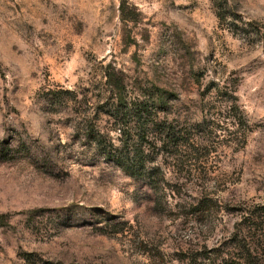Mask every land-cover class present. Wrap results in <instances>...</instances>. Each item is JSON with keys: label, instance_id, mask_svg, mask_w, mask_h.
<instances>
[{"label": "rangeland", "instance_id": "1", "mask_svg": "<svg viewBox=\"0 0 264 264\" xmlns=\"http://www.w3.org/2000/svg\"><path fill=\"white\" fill-rule=\"evenodd\" d=\"M117 89L161 99L135 142ZM263 219L264 0H0V264H223Z\"/></svg>", "mask_w": 264, "mask_h": 264}, {"label": "trees", "instance_id": "2", "mask_svg": "<svg viewBox=\"0 0 264 264\" xmlns=\"http://www.w3.org/2000/svg\"><path fill=\"white\" fill-rule=\"evenodd\" d=\"M119 90H122L118 87L119 84L116 85ZM117 89V92L119 95H117L116 101L112 103V109L109 111V115H111L115 122L119 123V126L116 127V130L119 132V135L121 136V140L124 142V144H127L131 141L135 142V134L132 132V125L135 124L138 125L141 123L143 126L147 127V125H154L156 122L151 117L154 113L151 111V109H158V105H156V101L161 102L160 100L156 99L153 102V106L151 109L148 108L149 100L151 97L143 95L142 97H136V98H130L127 99L119 90ZM235 107V106H234ZM147 116V117H145ZM145 137H143V142H145ZM103 140L97 139V144L102 149V151L113 161H115L122 170L127 172L129 175H142L146 172L153 175V171L159 170V168H152L150 169V172L147 170V167L145 166V162L142 158H136L134 161L126 162L124 159V156L121 159H118L111 155L112 150L118 151V147L113 145V142L110 144V149L108 147L102 146ZM128 157V156H127ZM147 174V173H146ZM152 178V177H151ZM260 231L262 233V236L264 238V219L260 222ZM236 248L240 250L241 255H235L231 256L230 262L227 259H223V264H264V251L261 253L263 256H259L258 254V247L254 243H252L250 240L244 238L242 241H238ZM259 246V245H258ZM264 249V247H262Z\"/></svg>", "mask_w": 264, "mask_h": 264}]
</instances>
